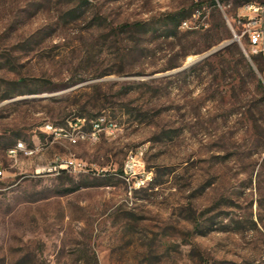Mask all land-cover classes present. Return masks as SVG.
<instances>
[{"label":"rangeland","instance_id":"374dc122","mask_svg":"<svg viewBox=\"0 0 264 264\" xmlns=\"http://www.w3.org/2000/svg\"><path fill=\"white\" fill-rule=\"evenodd\" d=\"M241 1L0 0V264H264V71L243 38L197 63Z\"/></svg>","mask_w":264,"mask_h":264},{"label":"built area","instance_id":"2783aa9c","mask_svg":"<svg viewBox=\"0 0 264 264\" xmlns=\"http://www.w3.org/2000/svg\"><path fill=\"white\" fill-rule=\"evenodd\" d=\"M212 1H214L215 6L221 9H225L223 3L228 2V0ZM207 17L208 16L204 14L201 6L197 5L195 18L188 20V25L181 28H185L188 30H197L200 27L205 26ZM225 19L229 27L232 28L230 20L227 16H225ZM233 22L242 27V31L239 37L235 36L238 40V43L241 38L245 39L248 43L250 54L252 56H259L264 61V0H259V3L253 4L252 7L237 8L233 18ZM244 54L249 57V55L245 51ZM260 80L264 84V73L260 75ZM96 120H102V129L100 131L90 134L79 132L77 135L67 133L65 137L70 140H78L80 136L95 138L97 133H100L102 131H115L116 124L107 122L104 117H98ZM49 129H52V127H49ZM8 151H10L11 154H17L18 152H24L26 155L33 154L32 151H27L21 143L18 147L11 148ZM140 156L141 153H130L125 163L124 173L130 176V178H126V182L130 191L143 188L145 174H151L150 172H145L144 170H142V172L138 171L141 166L139 160ZM83 166L84 165L82 163H78L77 160L61 159L57 160V163L55 165L49 166L44 169L43 173L60 174L63 172L76 171L78 169H81ZM2 176L3 171L0 170V177Z\"/></svg>","mask_w":264,"mask_h":264},{"label":"bare ground","instance_id":"6f19581e","mask_svg":"<svg viewBox=\"0 0 264 264\" xmlns=\"http://www.w3.org/2000/svg\"><path fill=\"white\" fill-rule=\"evenodd\" d=\"M230 1H234V0H228V2H230ZM255 3H259V1L258 0H242L241 1V6H240V8H245V7H252L253 6V4H255ZM183 26H187L188 25V23H187V21H185L183 24H182ZM188 61L191 63V64H193V63H195V59L194 58H189L188 59ZM199 61V60H198ZM198 61H197V63H198ZM102 129V120H96L95 122H94V131H100ZM82 138H84V136H81ZM72 143H77V141L78 140H70ZM19 146V145H18ZM18 146H16V147H18ZM9 154L11 155V156H15L16 154H11L10 153V151H9ZM68 160H72V159H68ZM78 162V161H77ZM57 163V162H56ZM55 163V164H56ZM78 163H80V162H78ZM54 164V165H55ZM149 180V177H144V184H143V187L145 186V184H146V182Z\"/></svg>","mask_w":264,"mask_h":264},{"label":"trees","instance_id":"16d2710c","mask_svg":"<svg viewBox=\"0 0 264 264\" xmlns=\"http://www.w3.org/2000/svg\"><path fill=\"white\" fill-rule=\"evenodd\" d=\"M214 3V1H212ZM215 4V3H214ZM174 18V23H175V27H178L181 23V18L179 15H173ZM231 50H236L233 48V46H228L226 48H224L222 51H220L218 54L216 55H221L223 52H227L229 53ZM252 61L254 62V64L256 65L257 70L262 73L264 71V61L261 57L259 56H252L251 57ZM248 66V65H247ZM248 69L252 72V68L250 67V65L248 66ZM259 85L261 86L263 93H264V85L261 82V80H259Z\"/></svg>","mask_w":264,"mask_h":264},{"label":"water","instance_id":"95a60500","mask_svg":"<svg viewBox=\"0 0 264 264\" xmlns=\"http://www.w3.org/2000/svg\"><path fill=\"white\" fill-rule=\"evenodd\" d=\"M234 42H238V40H237V38L235 36L230 41H228L227 43L219 46L218 48L213 49L212 51H210V52H208L206 54H204L202 57H200L198 63L204 61L205 59H207V58H209V57H211V56H213L215 54H217L219 51H221L222 49H224L225 47L231 45ZM245 56L248 59V61L252 64L251 59L247 55H245Z\"/></svg>","mask_w":264,"mask_h":264}]
</instances>
